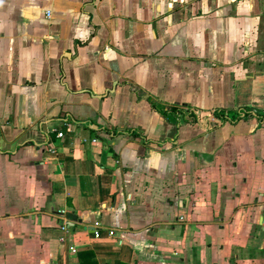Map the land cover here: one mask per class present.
<instances>
[{
  "label": "crops",
  "instance_id": "crops-1",
  "mask_svg": "<svg viewBox=\"0 0 264 264\" xmlns=\"http://www.w3.org/2000/svg\"><path fill=\"white\" fill-rule=\"evenodd\" d=\"M0 264H264V0H0Z\"/></svg>",
  "mask_w": 264,
  "mask_h": 264
},
{
  "label": "built area",
  "instance_id": "built-area-1",
  "mask_svg": "<svg viewBox=\"0 0 264 264\" xmlns=\"http://www.w3.org/2000/svg\"><path fill=\"white\" fill-rule=\"evenodd\" d=\"M177 114L179 117H182V118L187 117V118L194 120V121H203V120L208 121V120H214V118H215L213 116V114L207 113L204 115L195 109H188L187 111L178 112ZM58 136L63 138L64 132L60 131L58 133ZM93 141H96V139H93ZM50 150L52 153L56 152L55 147H50ZM63 228L68 229V227L66 225H64ZM95 234H96V236H100V234H101V228L100 227L95 230ZM108 234L110 236H112L115 234V231L111 229V230H109Z\"/></svg>",
  "mask_w": 264,
  "mask_h": 264
}]
</instances>
